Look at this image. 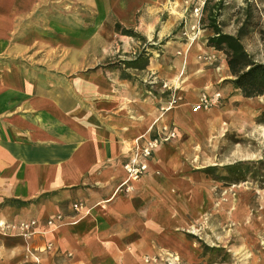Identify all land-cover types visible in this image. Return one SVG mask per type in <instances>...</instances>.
Returning a JSON list of instances; mask_svg holds the SVG:
<instances>
[{
  "label": "crops",
  "instance_id": "0c3cea01",
  "mask_svg": "<svg viewBox=\"0 0 264 264\" xmlns=\"http://www.w3.org/2000/svg\"><path fill=\"white\" fill-rule=\"evenodd\" d=\"M205 1L0 0V223L38 220L29 241L0 226V264H34L27 242L42 264L207 262L211 248L195 235L213 185L197 170L195 140L208 112L191 104L229 73L214 54L192 63L204 41L189 38L188 10ZM124 29L163 48L126 71L87 62L117 37L130 43ZM174 90L182 99L163 113ZM165 123L177 137L154 151L132 191L116 192L136 146Z\"/></svg>",
  "mask_w": 264,
  "mask_h": 264
},
{
  "label": "rangeland",
  "instance_id": "374dc122",
  "mask_svg": "<svg viewBox=\"0 0 264 264\" xmlns=\"http://www.w3.org/2000/svg\"><path fill=\"white\" fill-rule=\"evenodd\" d=\"M216 1H210L209 7ZM192 8L193 5L189 14ZM207 17L203 5L200 33L204 44L192 62L195 65L211 62L213 54L214 64L226 61L224 51L212 46V53L205 49L209 36L213 35ZM217 23L224 32L234 35L242 29L241 42L246 51L256 61L264 62V0H223ZM185 24L182 21L174 28L175 33L180 32L181 41ZM129 36H132L130 43L123 40L127 37H117L106 45L103 58L87 62L126 71L131 66L146 65L148 53L163 48L161 43H150L140 32ZM227 70L229 76L216 85V90L203 91H220L222 97L211 109L204 110L208 112L206 122L200 126L195 140V162L200 168L197 170H203L213 185L212 203L203 220L197 221L200 232L196 230L195 235L204 250L211 248V256L207 262L197 264H264V95L244 97L232 83L225 82L233 78ZM173 260L175 257L169 256L164 264H178Z\"/></svg>",
  "mask_w": 264,
  "mask_h": 264
},
{
  "label": "built area",
  "instance_id": "2783aa9c",
  "mask_svg": "<svg viewBox=\"0 0 264 264\" xmlns=\"http://www.w3.org/2000/svg\"><path fill=\"white\" fill-rule=\"evenodd\" d=\"M203 5H196L193 7L192 12L197 19V22L194 23L190 30V35L188 34L191 40H195L199 33L201 32L200 19L202 14ZM222 97L220 91H215L213 93L202 92L199 100L193 104L192 110L195 112L211 109L216 105ZM182 99L181 95L177 91H173L171 98L167 105L161 107L163 113L167 112L175 105H177ZM177 137V130L169 124H163L161 129L158 131L157 135L153 138H149L142 145L138 144L134 149L132 155L124 163L123 167L126 172V178L120 183L117 187L116 192L126 191L130 192L133 190V182L142 178L145 175L149 168V159L151 158L154 151L164 142L170 141ZM73 208L76 211L82 210L84 204L82 202H76L73 204ZM63 216L61 214L57 215L56 219L50 218L46 221L49 226L56 225L58 221H62ZM38 224L37 219H29L21 221L17 224H5L0 223V226L3 230L17 229L19 233L27 240L31 239L35 234V227ZM48 248L51 247L49 243ZM27 251L31 255L34 264H42L40 256L33 251L29 242H27ZM145 262L149 263L151 261H157V257H144Z\"/></svg>",
  "mask_w": 264,
  "mask_h": 264
},
{
  "label": "trees",
  "instance_id": "16d2710c",
  "mask_svg": "<svg viewBox=\"0 0 264 264\" xmlns=\"http://www.w3.org/2000/svg\"><path fill=\"white\" fill-rule=\"evenodd\" d=\"M210 1L212 0H206L204 4V10L208 11V26L213 30V35L208 38V45L224 51L227 55L226 64L233 78L226 79L225 82L232 83L244 97L264 95V62L256 61L246 51L241 42L242 29L237 35H234L224 32L219 27L217 16L223 0H218L209 7ZM123 31L130 35L135 32L131 29Z\"/></svg>",
  "mask_w": 264,
  "mask_h": 264
}]
</instances>
